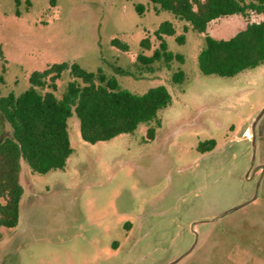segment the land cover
<instances>
[{
  "label": "rangeland",
  "instance_id": "374dc122",
  "mask_svg": "<svg viewBox=\"0 0 264 264\" xmlns=\"http://www.w3.org/2000/svg\"><path fill=\"white\" fill-rule=\"evenodd\" d=\"M136 4L145 5L143 14ZM156 6L150 0H0L1 96L22 93L32 72L67 61L102 68L138 94L165 85L173 97L154 139L148 138L153 124L143 122L132 133L91 143L74 113L68 119L74 151L65 169L39 174L22 160L20 218L1 228L0 264H170L193 246L196 232L194 249L174 264H264V114L255 148L252 129L264 107V64L221 76L204 74L198 59L206 35L231 38L262 16L234 14L211 21L206 32L185 31L187 21ZM164 21L176 28L164 35L168 48L184 62L157 60L148 70L138 56L159 47L155 32ZM145 37L149 49L141 45ZM179 70L186 78L174 83ZM71 79L65 70L56 96ZM10 131L0 114V138ZM207 139L216 146L203 152L198 145Z\"/></svg>",
  "mask_w": 264,
  "mask_h": 264
},
{
  "label": "trees",
  "instance_id": "16d2710c",
  "mask_svg": "<svg viewBox=\"0 0 264 264\" xmlns=\"http://www.w3.org/2000/svg\"><path fill=\"white\" fill-rule=\"evenodd\" d=\"M19 2V0H16ZM161 9L171 11L177 18L188 22L184 26L206 32L211 21L240 14L261 15L249 21L228 39L206 35L199 53V67L204 74L234 76L264 64V0H150ZM143 14L145 5L136 4ZM159 47L152 55L139 54L138 60L152 70L157 60L169 65L173 60L184 62V56L169 50L164 35H174L171 21H164L156 30ZM180 43L185 35L177 36ZM113 43L123 50L128 45L119 39ZM144 49L151 47L149 37L143 38ZM0 53L2 49L0 47ZM65 70L72 79L61 97L56 96L57 80ZM115 72L130 74L120 66ZM186 76L182 70L172 76L174 83H182ZM167 86L158 85L138 94L122 88L115 76H108L102 68L90 71L80 64L67 61L51 64L36 70L30 76V87L20 94L0 95V114L11 131L0 138V235L2 227H14L20 218V202L24 193L21 183L22 160L35 173L65 169L74 149L68 130V119L75 113L80 121L84 140L96 143L123 133L134 132L140 123L153 124L148 128V138L154 139L161 126L160 112L172 103ZM216 146L214 139L201 141L198 149L205 152Z\"/></svg>",
  "mask_w": 264,
  "mask_h": 264
},
{
  "label": "water",
  "instance_id": "95a60500",
  "mask_svg": "<svg viewBox=\"0 0 264 264\" xmlns=\"http://www.w3.org/2000/svg\"><path fill=\"white\" fill-rule=\"evenodd\" d=\"M263 114H264V107H263V109L260 111V113L256 116V118H255V120H254V122H253V125H252V129H253V144H254V148L256 147V131H255V130H256V125H257L259 119L262 117ZM254 158H255V154H254ZM261 167L264 168V166H262V165H261ZM258 168H259V167H256V168L254 169V172H253L252 176L254 175V173L256 172V170H257ZM250 170H251V169H250ZM250 170H249L248 173H247V177H248V178H251V177H252V176H251V177L248 176ZM258 184H259V182H258ZM256 198H257V194H256L251 200H249V201H247V202H245V203H243V204H241V205H239V206L233 208L232 210H234V209H238V208H240V207H242V206H244V205H246V204L252 202V201L255 200ZM230 211H231V210H228V211H226V212H223L222 214L218 215L217 217H214L213 219L220 218V217L226 215L227 213H229ZM213 219H210V220H213ZM195 224H196V223H194L193 226H194ZM197 242H198V233L196 232V240H195V243L193 244V246H192V247H191V248H190L185 254H183L182 256H180L179 258H177L175 261L171 262L170 264H174V263H176V262L179 261L181 258H183L186 254L190 253V252L194 249V247L196 246Z\"/></svg>",
  "mask_w": 264,
  "mask_h": 264
},
{
  "label": "flooded vegetation",
  "instance_id": "af4514ba",
  "mask_svg": "<svg viewBox=\"0 0 264 264\" xmlns=\"http://www.w3.org/2000/svg\"><path fill=\"white\" fill-rule=\"evenodd\" d=\"M251 177V176H250Z\"/></svg>",
  "mask_w": 264,
  "mask_h": 264
}]
</instances>
